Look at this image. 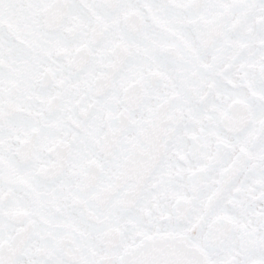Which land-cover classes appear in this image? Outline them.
<instances>
[{"label": "snow or ice", "instance_id": "obj_1", "mask_svg": "<svg viewBox=\"0 0 264 264\" xmlns=\"http://www.w3.org/2000/svg\"><path fill=\"white\" fill-rule=\"evenodd\" d=\"M0 264H264V0H0Z\"/></svg>", "mask_w": 264, "mask_h": 264}]
</instances>
